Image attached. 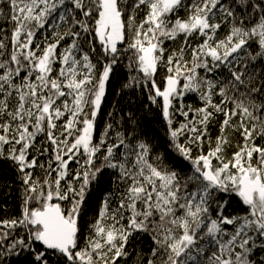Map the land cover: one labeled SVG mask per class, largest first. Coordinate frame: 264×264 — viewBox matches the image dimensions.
Wrapping results in <instances>:
<instances>
[{
	"label": "snow or ice",
	"instance_id": "6c2138e0",
	"mask_svg": "<svg viewBox=\"0 0 264 264\" xmlns=\"http://www.w3.org/2000/svg\"><path fill=\"white\" fill-rule=\"evenodd\" d=\"M125 61L187 171L134 129L96 136ZM0 159L22 189L0 264H264V0H0ZM108 169L115 191L84 236L85 192Z\"/></svg>",
	"mask_w": 264,
	"mask_h": 264
},
{
	"label": "trees",
	"instance_id": "16d2710c",
	"mask_svg": "<svg viewBox=\"0 0 264 264\" xmlns=\"http://www.w3.org/2000/svg\"><path fill=\"white\" fill-rule=\"evenodd\" d=\"M132 74L128 72L126 61L116 66L110 74L106 84V95L97 117L96 136L99 137L103 133L105 125L108 123L113 124L114 128L119 131L134 129L135 134L141 140L152 146L153 154L161 156L169 167L178 171H187V162L172 146L168 125L163 118L161 107L152 103L147 89L124 87ZM185 103L197 105L198 101L195 96H188ZM130 116L132 119H129ZM182 119L183 117L176 116L175 126H178V122ZM209 134L213 140L219 134L218 121L209 127ZM70 167L75 168L76 165L72 164ZM116 180L114 170L108 169L100 173L96 180L88 186L85 192L84 211L80 219L84 236L87 235V225L98 214L104 199L115 191ZM21 196L22 189L16 169L12 166L11 161L0 159V218L19 215ZM235 208V199L231 198V207L228 211ZM150 243L147 237H143L139 241H133L132 247L147 251ZM31 260V255L24 252L8 257L7 264H31ZM133 260H135L134 252L129 259V264H132Z\"/></svg>",
	"mask_w": 264,
	"mask_h": 264
},
{
	"label": "water",
	"instance_id": "95a60500",
	"mask_svg": "<svg viewBox=\"0 0 264 264\" xmlns=\"http://www.w3.org/2000/svg\"><path fill=\"white\" fill-rule=\"evenodd\" d=\"M162 103V102H161Z\"/></svg>",
	"mask_w": 264,
	"mask_h": 264
}]
</instances>
